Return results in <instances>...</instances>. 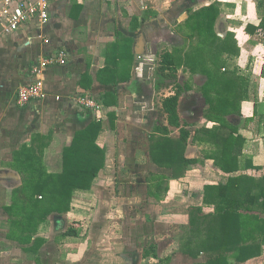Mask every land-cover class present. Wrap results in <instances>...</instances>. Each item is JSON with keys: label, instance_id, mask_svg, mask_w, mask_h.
<instances>
[{"label": "crops", "instance_id": "0c3cea01", "mask_svg": "<svg viewBox=\"0 0 264 264\" xmlns=\"http://www.w3.org/2000/svg\"><path fill=\"white\" fill-rule=\"evenodd\" d=\"M210 7H214L217 16L213 24L216 35L221 40L234 35L239 47L237 56L223 55L225 66L211 72L216 83L228 79L226 83L241 91L242 99L237 92L232 98L233 109L225 118L244 141L238 155L241 168L237 173L225 174L214 165L209 158L216 148L213 138L204 134L200 141L192 143L196 131H210L217 124L205 118L202 88L207 80L206 69L192 72L180 63L176 76L184 91L179 98L178 115L181 122L191 125L183 158L196 164L182 175L180 170L173 176L172 168L159 167L150 158V138L160 116L161 101L174 94L172 85L157 90L155 71L164 53H176L184 61L195 46L188 17ZM48 15L44 26L37 18H31L13 34L4 35L0 29V247L7 248L6 243L17 246L6 249L2 257L8 264L12 258L19 264L79 263L69 262L67 258L72 254L58 253L60 237H79L76 229V235L63 236L72 209L66 215H51L39 227L37 237L43 244L36 262L23 251L29 246L6 240L8 217L2 207L10 205L12 191L21 185L20 175L10 168L13 154L21 146H29L34 135L49 138L44 164L50 173H59L63 149L71 145L75 133L100 121L102 132L97 144L105 153L103 168L89 190L75 191L74 195L96 192L102 183L141 185L148 196L144 198L149 205L143 209V216L149 227L147 232L143 231L145 227L134 230L131 238L121 223L123 240L110 244L107 260L102 255L96 263L90 262L89 254L88 262L83 257L80 264H206L207 258H192L180 252L181 237L175 238L176 228L186 235L192 208L200 207L204 215L213 214V206L203 204L206 186L224 185L236 175L255 179L264 176V36L245 33L247 25L258 27L264 18V0H49ZM58 51L66 53V63L43 71L45 98L19 107L17 89L33 82L30 71L34 63ZM82 96L92 99L97 108L78 105L77 99ZM162 122L166 124L163 118ZM169 131L170 138L177 140L178 131L170 127ZM110 169H138V174L144 175L128 183L131 181L126 177H107ZM157 184L166 190H159L157 198L149 196L151 186L152 191H158ZM115 194L113 201H118ZM166 217L173 227L169 231L160 230ZM47 223L50 227L42 231ZM90 239L89 232L81 244L84 251L92 253L95 247ZM185 240L183 236L182 241ZM74 242L67 241L73 243L72 247L76 246ZM236 264H264V248L261 256Z\"/></svg>", "mask_w": 264, "mask_h": 264}, {"label": "trees", "instance_id": "16d2710c", "mask_svg": "<svg viewBox=\"0 0 264 264\" xmlns=\"http://www.w3.org/2000/svg\"><path fill=\"white\" fill-rule=\"evenodd\" d=\"M211 7L200 14L189 15L195 46L184 61L176 53L175 56L164 53L155 71L157 90L172 85L174 94L161 101L160 116L150 138V158L159 167L172 168L173 176L180 170L182 175L196 164L194 160L183 158L191 125L181 122L178 115L179 98L184 91L177 83L176 71L180 63L192 72L198 68L206 69L204 75L207 80L202 88L205 118L217 124L210 131L204 128L196 131L192 143L200 141L204 134L213 138L216 148L209 158L214 165L225 174L237 173L241 168L238 155L244 141L237 135V129L225 119L233 109L232 98L235 99L237 92L240 97L241 91L226 83L228 79L216 83L211 72L225 66L223 55L237 56L239 47L234 35L228 34L224 40L216 35L213 24L217 16ZM245 33L264 36V18L258 27L247 25ZM169 127L178 131L177 140L170 138ZM101 132L100 121L76 132L71 145L63 149L59 173H50L44 164V150L49 146V138L34 135L29 146L23 145L13 154L10 168L20 175L21 185L12 191L10 205L2 207L8 217L6 240L29 246L23 251L34 261L38 262L37 251L43 244V240L37 237L39 227L53 214H68L75 191L89 190L103 168L105 153L97 144ZM155 188L157 192L152 191V186L149 188V196L157 198L159 190H166L161 184ZM203 204L213 206L214 212L204 215L200 207L189 211V227L183 235L186 240L181 244L182 253L192 258L204 253L206 264L244 263L261 256L264 248V176L255 179L236 175L229 177L224 185L206 186ZM74 235L76 230L68 228L63 236Z\"/></svg>", "mask_w": 264, "mask_h": 264}, {"label": "rangeland", "instance_id": "374dc122", "mask_svg": "<svg viewBox=\"0 0 264 264\" xmlns=\"http://www.w3.org/2000/svg\"><path fill=\"white\" fill-rule=\"evenodd\" d=\"M194 55V54H193ZM51 170V169H50ZM52 171V170H51ZM138 169H126V170H107V177H126V179H130L133 183V179H139L138 177H143L144 172L142 175L138 174ZM114 174V176H113ZM107 183V182H106ZM143 184V182H141ZM103 184V183H102ZM96 187V192H92L90 190L89 193L87 192H81L74 195V202L72 206V211L70 214V217L66 220L65 218V224L66 229L73 228L76 229L79 233V237L75 236L77 238L69 237L67 238H59L60 244V250L53 246V249H56L58 253H65L66 254H72L74 256H70L67 259H69L71 263L72 261H75V263L82 261L83 257L86 258V261L88 262V258L91 255L92 259L90 262H97L99 258L104 256L105 260H107V248L110 249L112 246L110 244L114 241L123 240L121 234L123 231V227L126 231L129 230V237L133 238L132 236L135 234L134 230H139L143 227L146 229L143 230L144 232L148 231L147 226V219H145L143 216V209L149 205L148 202H144V198L147 199L148 196L146 194V188L141 185H136L135 187L131 186H118L114 185L111 186L109 184H104ZM114 187V191L112 188ZM129 189H132V192H128ZM116 194H115V193ZM96 193V194H94ZM115 197H118V201H113ZM119 194V195H118ZM146 203V204H145ZM193 203V202H192ZM162 218L157 217V220H160ZM165 223H160L162 225V229L160 230H171L173 227L170 225L169 218L163 219ZM142 222V224H141ZM167 222V223H166ZM64 223V222H63ZM121 223L124 225L121 226ZM167 224V225H165ZM50 223H47L46 226L42 229H48L50 226ZM165 225V226H164ZM3 228L5 225H2ZM8 228V227H7ZM170 228V229H169ZM61 229L64 231L63 226ZM6 230V226H5ZM45 230V231H46ZM176 228L175 232V238L183 237L181 230ZM90 232V240L91 242H94V246L92 245V248L95 247V250L91 253V251H84L83 243L84 238H87L89 236ZM61 232H58L57 236L59 237L61 235ZM127 233V232H126ZM56 235L54 233L52 236ZM140 235H142V232H140ZM84 236V238L82 237ZM120 238V239H119ZM179 238V240L181 239ZM83 239V240H82ZM68 240H71L72 242H76V246L72 247L70 244L73 243H67ZM74 242V243H75ZM89 243V242H88ZM184 242H180V249L181 244ZM7 248H3V246L0 247V264H8L7 260L3 258V254L6 251V249L13 250L17 246L16 244H5ZM4 245V246H5ZM90 245V244H89ZM74 251V252H73ZM180 252H182L180 250ZM58 255V254H57ZM203 255V256H201ZM66 257V256H65ZM198 257L207 258L206 254H200ZM83 259V260H84ZM17 260V259H16ZM14 258L11 259V264H19L17 263ZM86 262V263H87ZM85 263V262H83ZM26 264H34L33 262H29ZM52 264V263H49ZM56 264V263H55Z\"/></svg>", "mask_w": 264, "mask_h": 264}, {"label": "built area", "instance_id": "2783aa9c", "mask_svg": "<svg viewBox=\"0 0 264 264\" xmlns=\"http://www.w3.org/2000/svg\"><path fill=\"white\" fill-rule=\"evenodd\" d=\"M48 4L49 0H3L0 6L1 32L4 35L13 34L31 18H37L41 26L46 25L49 20ZM65 63L64 51L42 56L31 68L33 82L18 87L16 104L25 107L30 102L43 100L46 96L42 80L43 71L49 67L63 66ZM77 103L85 109L97 108L88 96L79 97Z\"/></svg>", "mask_w": 264, "mask_h": 264}]
</instances>
